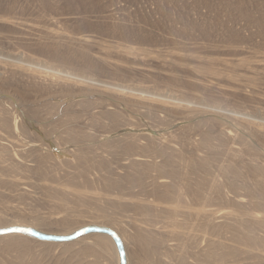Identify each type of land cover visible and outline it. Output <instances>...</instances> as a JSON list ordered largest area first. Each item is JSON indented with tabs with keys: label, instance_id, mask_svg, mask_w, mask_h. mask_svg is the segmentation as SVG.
I'll use <instances>...</instances> for the list:
<instances>
[{
	"label": "rangeland",
	"instance_id": "obj_1",
	"mask_svg": "<svg viewBox=\"0 0 264 264\" xmlns=\"http://www.w3.org/2000/svg\"><path fill=\"white\" fill-rule=\"evenodd\" d=\"M0 59L40 73L35 81L7 66L0 74V120L17 124L24 146L0 149V165L9 156L18 164L0 175L28 180L26 192L0 186V227L33 224L50 235L89 222L115 227L127 264H217L221 256L219 264H264L263 223L246 215L215 223L207 212H236L240 196V211L264 214V136L240 122L264 124V69L256 65L264 62V0H0ZM52 71L71 85L49 83ZM153 100L180 105L167 113L150 107ZM182 108L198 116L187 129L173 123L191 114ZM145 129L154 140L140 135ZM9 131L0 126V143ZM182 161L191 169L181 172ZM57 186L99 199L58 194ZM176 194L185 205L171 218L109 202L170 205ZM199 206L204 217L188 215ZM88 235L68 244L0 240V264H117L109 245L86 252L95 240Z\"/></svg>",
	"mask_w": 264,
	"mask_h": 264
},
{
	"label": "bare ground",
	"instance_id": "obj_2",
	"mask_svg": "<svg viewBox=\"0 0 264 264\" xmlns=\"http://www.w3.org/2000/svg\"><path fill=\"white\" fill-rule=\"evenodd\" d=\"M50 38H52L53 40H62V39L63 40H67V38L58 37L57 35H50ZM138 55H139V53H138ZM144 56H145V54H144ZM148 56H150V53L148 54ZM143 59H144V57H143ZM0 65H1L0 66V74L5 73L4 71H5V69H7L6 68V66H7L8 70L10 71V74L12 76L25 77L26 80L30 79V80L35 81L37 79V74H40L37 70L32 69L30 65H22V64H19V63L8 62V61H6L4 59H0ZM256 65L259 68L264 69V62H258ZM242 68H244V66H242ZM45 75H46V77L49 78V79H47L49 83L58 85L60 88L71 85V82H68V80H67V78L65 76L58 75L54 71L47 72ZM86 88L89 89L88 86H86ZM100 89H104L106 92H109L110 94H112L114 96L115 99H117V98L118 99H126L127 101H130V102L139 101V99L137 97L133 96L130 93L124 92L122 90H112V89H107V88H100ZM77 97H79V96H77ZM73 99H74V96H73L72 100ZM169 99L170 100H174L172 98H169ZM178 105H180V104L172 103V102H163V101H160V100H153V102H151L149 104L150 107H153L155 109H159V110H161L163 112H167V113L175 110L176 108H178ZM179 110H182L183 112H186V115L192 112V111L188 110L187 108H182V109H179ZM189 116H192L195 119L198 118L197 115L191 113V114L188 115V118L184 117L183 120H179V121L173 122L175 127L178 128V129H187L188 125L186 124L185 121L194 119V118H190ZM111 121H114V120H111ZM240 122L243 123L245 126H247L251 132H256V134H258L260 136H264V124L257 123V122L255 123L254 121H250V120H246V119L241 120ZM0 126L1 127L3 126L6 129L10 130L6 137L4 135H1V137H2L1 140L3 141V142L0 143V149L2 150L1 154H4L5 150H6L5 154H8L6 146H5V143H9V144L13 145L18 150V153L21 152V149L24 146L21 144V142H19L15 138V136L18 134L17 124L15 122L9 124L7 121L2 119V120H0ZM181 131H183V130H181ZM122 132H129V129L128 128H124L122 130ZM140 135H143L144 137L149 138L151 140L155 139L154 138V134L152 133V130H150V129L142 130L140 132ZM225 138L230 143H234L233 141L236 139V135L235 134H231L230 132H226ZM27 145L29 147H31V150L33 152L38 151L37 150V146H35L36 144L35 145L32 144L30 146V144L27 143V144H25V147ZM158 147H160V150L170 151L171 154H173L175 152L173 148H171L168 145H164L163 142H160L158 144ZM228 152L231 153L229 155L235 156L238 151L236 150V148L231 146L230 149H228ZM52 155L57 157V158H62L65 155V153L63 151H61V150L60 151L54 150V152H53V154H51V156ZM11 159L12 158L10 156L8 158L5 157V161H3L2 165H0V174H2L4 172H10V170H12V167H16V168L18 167V164L14 163V165H13L10 162ZM6 162H8L9 164L6 163ZM131 162L132 163L142 162V158H140V156L132 158ZM177 165H178V168L180 169L181 172H184V171H187V170L191 169V165L189 163H187V162H183V161L182 162H178ZM21 168H23L24 171L33 170L30 167V165H28L26 163L23 164L21 166ZM23 180H25V185H24L22 179H20V178L0 175V186L1 187L2 186H9V187H11L13 189L14 188L15 189H21V190L26 192L27 189H25L24 186H28V184H27L28 180H27V178H23ZM158 184L161 187H164V186L168 185L167 182L164 181V180L159 181ZM38 186H39L40 189H44V187H45V185L41 184V183H39ZM9 187H7V188H9ZM212 187L214 189H216L214 186H212ZM55 191L58 192V194H62V195L72 194V195H74V197L81 198V199H84V198H88L90 200H98L99 199V196L97 194L88 195V194H85V193H82V192H70V191L64 189L61 186H57V188H55ZM176 196H177L176 202L172 203L170 205L161 204V203H154L153 201H149L147 199L142 200V201H131V199L116 198V197L109 198V202L110 203H115V202H119V201L121 203L125 202L127 204V206H130L131 208L138 207L140 209H146L148 211V213L164 210L165 218H171V217L178 216V209H179L178 207L182 208L183 204H184L183 202H180V201H183V200H181L179 198V195L176 194ZM262 200H263V203H264V198ZM232 202H233V204L235 206H237L238 209L236 210V212H238V213H236L235 211H231V210H222V212L217 215V213L220 212V211L208 210L207 212L209 213V215L211 217L213 216V218L210 221H212V222L215 221V223L226 224L228 222L237 221V219L242 218V215H246V216H244V218H247V219H250V220L259 221V222L264 224V214L262 213V211H259L258 213H247V211H245V209H243V212L239 210V208L242 207L245 204L244 197L236 196L232 200ZM180 204H181V206H179ZM187 212H188L189 216H192V217H195V218H199V219L204 217V214H206L205 211L202 209V206H199L197 209H188ZM87 226H101V227H107V228L113 230L119 236V238H120V240L122 242L123 249H124V254H125V259H126L125 243H124V240H123L124 238H123L122 234L120 233V230L115 228V227H110V226H105V225H94V223H90L89 222V223H84L79 228L75 229L73 232H70V233L64 234V235H56V236H70V235L74 234L77 230H79L80 228L87 227ZM15 227L31 228V229H35V230H37V231H39L41 233L48 234V232L45 233V231H43L40 226L33 225V224L23 225V224L15 223V224H12V225H9V226L7 225V227H4V226L0 227V230L1 229H5V228H15ZM90 235L95 236L94 246L93 247H87L85 249L86 252L94 253L95 249L98 246L109 245L110 247H112V250L114 252V256L116 258V263L120 264L115 245H114L113 241L107 235L98 234V233H94V234H90ZM90 235H88V236H90ZM78 238L76 240H78ZM28 239H34V240L36 239V240L44 242L46 244L54 243V242H51V241H43V240L37 239L35 237H32L30 235L22 234V233H10V234L0 235V240L5 241V243H6V245L8 247L12 246V244H14V243L18 244V245H21V246L25 245L26 242H28ZM68 243H70V242H67V243H54V244H68ZM164 247L167 248L168 246H164ZM220 259L223 260V259H225V257H222V256L219 257L217 259V264H219V260ZM126 264H127V259H126ZM201 264H204V263H201Z\"/></svg>",
	"mask_w": 264,
	"mask_h": 264
},
{
	"label": "water",
	"instance_id": "obj_3",
	"mask_svg": "<svg viewBox=\"0 0 264 264\" xmlns=\"http://www.w3.org/2000/svg\"><path fill=\"white\" fill-rule=\"evenodd\" d=\"M8 229H25V231H18V232H13V231H6ZM10 233H22V234H27L32 237H35L37 239L43 240V241H51V242H59V243H66L73 241L77 239L78 237L87 235V234H105L107 235L114 243L118 258H119V263L120 264H126V259H125V254H124V249L122 242L119 238V236L111 229L107 227H101V226H87L80 228L77 230L74 234L70 236H56V235H49V234H44L41 233L35 229L31 228H24V227H15V228H6V229H1L0 230V235L4 234H10Z\"/></svg>",
	"mask_w": 264,
	"mask_h": 264
},
{
	"label": "snow or ice",
	"instance_id": "obj_4",
	"mask_svg": "<svg viewBox=\"0 0 264 264\" xmlns=\"http://www.w3.org/2000/svg\"><path fill=\"white\" fill-rule=\"evenodd\" d=\"M6 231L18 232V231H25V229H8Z\"/></svg>",
	"mask_w": 264,
	"mask_h": 264
}]
</instances>
